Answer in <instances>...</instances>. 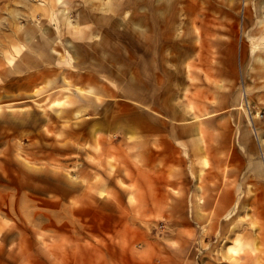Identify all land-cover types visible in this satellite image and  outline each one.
Returning a JSON list of instances; mask_svg holds the SVG:
<instances>
[{"label": "rangeland", "instance_id": "obj_1", "mask_svg": "<svg viewBox=\"0 0 264 264\" xmlns=\"http://www.w3.org/2000/svg\"><path fill=\"white\" fill-rule=\"evenodd\" d=\"M206 19L222 26L206 33L210 54L227 49L231 69L235 50L240 103L228 121L248 124L263 156L264 0H0V250L7 261L76 264L83 221L95 206L83 201L92 200L81 192L92 182L84 173L103 167L94 153L107 151L104 138L123 144L125 88L139 91L128 75L139 71L146 43L166 57L193 51ZM89 126L99 128L96 150ZM260 165L252 162V172L261 173ZM256 180L245 203L189 232L173 230L165 214L157 218L161 248L180 251L182 264H264V191Z\"/></svg>", "mask_w": 264, "mask_h": 264}, {"label": "crops", "instance_id": "obj_2", "mask_svg": "<svg viewBox=\"0 0 264 264\" xmlns=\"http://www.w3.org/2000/svg\"><path fill=\"white\" fill-rule=\"evenodd\" d=\"M211 19L201 26L199 44L191 41L193 51L185 54L171 52L166 57L164 50L146 43L139 71L128 75V80L138 79L139 91L127 85L124 92L129 103L123 144L112 146L104 138L107 151L98 153L99 137L93 135L99 128L89 126L94 157L103 167L84 173L92 182L83 183L81 192L91 194L92 200L83 201L95 206L83 221L89 224L77 244L83 250L77 252L76 264H182L180 251L166 253L161 248L152 227L157 218L165 214L173 230L191 231L192 225L226 216L228 209L245 203L254 179L264 191L261 146L241 118H227L240 103L235 50L229 51L231 69L224 67L230 62L227 49L210 54L206 33L220 24H208ZM100 126L103 132L111 129L104 121ZM259 135L264 138V125ZM254 161L261 164V173L252 172ZM10 258L0 250V264H13Z\"/></svg>", "mask_w": 264, "mask_h": 264}, {"label": "bare ground", "instance_id": "obj_3", "mask_svg": "<svg viewBox=\"0 0 264 264\" xmlns=\"http://www.w3.org/2000/svg\"><path fill=\"white\" fill-rule=\"evenodd\" d=\"M182 248V247H181Z\"/></svg>", "mask_w": 264, "mask_h": 264}]
</instances>
